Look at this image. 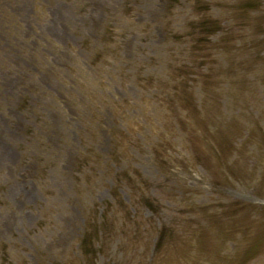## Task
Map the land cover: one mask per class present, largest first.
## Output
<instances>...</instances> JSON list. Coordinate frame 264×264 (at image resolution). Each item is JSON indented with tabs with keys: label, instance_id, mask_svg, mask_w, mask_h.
<instances>
[{
	"label": "rangeland",
	"instance_id": "obj_1",
	"mask_svg": "<svg viewBox=\"0 0 264 264\" xmlns=\"http://www.w3.org/2000/svg\"><path fill=\"white\" fill-rule=\"evenodd\" d=\"M0 264H264V0H0Z\"/></svg>",
	"mask_w": 264,
	"mask_h": 264
}]
</instances>
